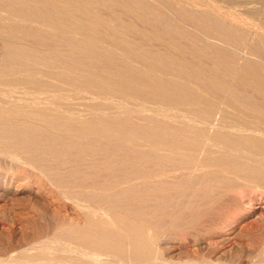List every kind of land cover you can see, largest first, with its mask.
<instances>
[{"label": "bare ground", "instance_id": "6f19581e", "mask_svg": "<svg viewBox=\"0 0 264 264\" xmlns=\"http://www.w3.org/2000/svg\"><path fill=\"white\" fill-rule=\"evenodd\" d=\"M255 1L0 0V150H10L0 162L29 158L24 185L50 186L54 200L75 194L79 213L53 223V237H23L0 264L235 263L173 260L179 212L160 206L187 199L191 221L227 231L225 244L234 222L222 204L245 201L232 195L236 182L264 189V0ZM26 132L63 143H30ZM15 169L0 186L22 175Z\"/></svg>", "mask_w": 264, "mask_h": 264}, {"label": "rangeland", "instance_id": "374dc122", "mask_svg": "<svg viewBox=\"0 0 264 264\" xmlns=\"http://www.w3.org/2000/svg\"><path fill=\"white\" fill-rule=\"evenodd\" d=\"M217 1L219 2V0H217ZM222 2H223V0H220L219 3H222ZM225 2H226V0L223 2V4H226ZM239 6H238V9H239ZM246 15H248V17L250 15V18H258L257 15L255 17L254 14H253L254 16H252V14H246ZM33 133L32 132H30V133L26 132V135L29 134V136L28 135L27 136L30 138V139H28V141H31L30 143H33V142H34V144L36 142L41 143V141L44 143L46 141H48V143H46V144L50 143L52 145L55 143L56 144H59V143L62 144L63 143L62 139L60 141L59 140L60 138L55 137L54 135L48 136V135H43L40 133H36V134H35V132H33ZM32 134H33V137H32ZM26 140H27V138H26ZM6 149H8V148L3 147V149L0 150V152H2L0 154H3V151ZM5 152H7V151H5ZM3 155H0V156H3ZM13 155H16V154L13 153ZM8 156H9V159H8ZM21 156H18V158H21L22 160L27 159V162L23 161L26 163L22 162L23 164H25V167L23 164H20L21 166L18 164V165H16V167H10V166H8V167L11 170L16 168L15 170H13L16 172L18 170H20L17 173L22 174V175H18V176L15 175L17 178L14 179L12 184H8L5 188L3 186H0V256H1L0 258H6V256H9L14 251L19 250V248H20L19 245L25 244V243H23V242H25V240H28L26 242H33V240L35 241L37 238L42 239V237L44 235H45L44 237H53L54 236V235H52L53 229L51 226H53L54 224H56L54 226H61L65 222L67 224L73 223L75 221V218L79 214L78 208L75 206V204L73 202L74 200H72V199H74L72 197V195H75V194L67 193V197H65V195H60L61 196L60 197L59 194L56 193L55 195L56 196L58 195L57 197H59V199L57 198L54 200V198L51 197V196H54V192L52 195L51 194L52 192H50V190H51L50 186L49 187L47 186V188H46L47 190L41 189V192H40V190H37L38 188L36 185L34 188L35 190L34 189L31 190L30 188L27 187V185H24L25 184V181H23V179L25 177L24 176L25 175L24 169L27 168L26 166L32 165V163H31V161L29 162V160H30L29 158H26L25 156H22V157ZM41 156L45 157L44 155H41ZM5 157H6V160L14 161V160H12L13 157L10 155V152H7V154L5 153ZM10 157H12V158H10ZM3 159H5V158H3ZM1 163L5 164V162L4 163H3V161L0 162V169H1V171H0L1 172L0 173V185H3V183L5 181L4 180V176H5L4 174H5L6 170H10V169L9 168L7 169L8 164H6V166H5V165H2ZM17 166L22 167V168H18ZM1 167L2 168L5 167V168L2 169ZM23 167H24V169H23ZM10 173H12V171ZM11 176H10V174H7L8 182H10ZM41 178L44 181L46 180L44 177H39L38 180L39 179L42 180ZM241 180L242 179H240V181ZM238 181H239V179H238ZM243 181L244 180H242L240 183L238 182L239 186L237 185L238 183L236 182V186H237V188L238 187L239 188L238 189L236 188L237 191L234 190L233 191L234 194H232V195L236 196L237 199H240V197H241L240 195L245 194V195H243V200H245V201H243V204L245 203V205L242 204V206H241V204H240L238 209L236 208L237 206H235L234 207L235 212H234L233 211L234 209H232L233 208L232 204L230 206H228L227 208H225V206L228 205V204H226V202H228V201H226V199H224L226 202H224V203L222 202L224 204V205L222 204V206L224 208L221 206L222 207L221 211L223 210V212L222 213L220 212V214H221L220 217L222 218V220H224L227 223L234 222V227L231 229V232L228 230L230 232L229 236H231V238H233V239L230 242L225 241V244L223 241L220 242L219 236L227 234V231L222 233V234L221 233L217 234V232H218L217 231V232H214L213 233L214 235H213L212 233H209V232L207 233L205 230H203V228H201V226H200L201 225L200 223H198L199 225H197L196 221H195V223L193 221H191L190 212H188L186 210V207L184 206V203L187 201V199H183L182 201H180V204L178 207H175L173 205H167V204L160 206V211L163 213H168V214L174 215L175 213L179 212V214L174 216L172 227H171V229L168 230L170 233V237H171L169 239L170 242L168 241L169 245L178 247V245L183 244L182 245V251L178 255H177V253L180 252L179 250H176V249H170L169 250L170 253L168 255L171 256L173 258V260L185 259L187 256H194L195 255V256H205L208 259L210 257H212V258L213 257H215V258H222L223 257L222 258L223 260L233 261V262H235L234 264H259V260L262 258V255H263L262 252L260 251V249L261 248L263 249V246H262L263 242L262 241H264V236H263L264 235V233H263L264 224H262V223H264V216L261 217V219L263 221L260 218H257V216L259 215L260 211L264 210V189L261 187L259 189L258 187H255L253 184L250 185L249 182L245 183V181L244 182ZM45 182L47 183V180ZM241 183H243V184H241ZM244 183H245V185H244ZM241 185L244 186V188L240 187ZM235 192H236V194H235ZM68 195H70L69 197L71 199L68 198ZM246 195H247V198H246ZM62 198L66 199L67 201L69 200V201L68 202L66 200L63 201ZM248 199H251V202H249ZM191 200L195 201V198H192ZM53 202H56V203H53ZM69 205H70V207H69ZM72 205H74V206H72ZM58 207L60 209L59 212L57 210ZM249 208H251V209H249ZM227 209H229L231 214L229 213V211ZM225 210H227L228 212ZM239 210L252 211L253 213H251L247 218H240L242 211L239 212ZM69 211H70V213H69ZM42 212L44 214L45 213L46 214L41 216L43 214ZM75 213H77V214H75ZM47 214H49L51 217ZM64 214H66V215H64ZM65 216H68V218L67 217L64 218ZM55 217H57V219ZM49 218H51V219L49 220ZM61 218H62V220H60ZM71 218H73L74 220L73 219L71 220ZM52 219L53 220L55 219V220L53 221ZM256 220H257V222H256ZM61 221H63V223ZM66 223H65V226L67 225ZM191 223H192V226H194V227H191ZM45 224H46V226H45ZM48 224H51V225H48ZM58 224H61V225H58ZM256 224H258L259 226ZM260 224H262V225H260ZM32 226L34 228L36 227V229H34ZM44 226L47 227L49 230L47 228L44 229ZM158 228H159V230L160 229L166 230L163 226H159ZM31 229H34V230L32 231ZM41 229H43V230H41ZM218 229L220 230L221 227H219ZM36 230H37V232H36ZM37 233H39L40 235H38ZM46 233H48V234H46ZM26 234H28V235L34 234V235L28 236ZM49 234H51V236ZM206 234H207V236H206ZM209 234H210V236H209ZM25 236H27V238L28 237L29 238L25 239ZM38 236H40V238ZM22 238L24 239L23 242L21 241V240H23ZM216 240L217 241L219 240L218 242H220V244L221 243H223V244L220 245ZM214 241H216V242L213 243ZM233 241L235 243H233ZM181 242H183V243H181ZM210 243L212 246L210 245ZM230 243H231V246H229ZM213 244L214 245L217 244L216 245L217 249H216V246H214L215 248H210V247H213ZM219 246H221V247H219ZM215 250H216V252L223 251L222 252L223 254H221V253L219 255L215 254L216 253ZM218 250H220V251H218ZM5 254H7V255H5ZM262 263H260V264H262Z\"/></svg>", "mask_w": 264, "mask_h": 264}]
</instances>
